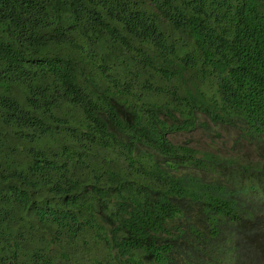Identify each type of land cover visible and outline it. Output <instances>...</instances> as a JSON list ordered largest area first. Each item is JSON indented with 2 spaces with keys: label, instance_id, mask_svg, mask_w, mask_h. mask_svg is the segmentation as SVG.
Wrapping results in <instances>:
<instances>
[{
  "label": "trees",
  "instance_id": "obj_1",
  "mask_svg": "<svg viewBox=\"0 0 264 264\" xmlns=\"http://www.w3.org/2000/svg\"><path fill=\"white\" fill-rule=\"evenodd\" d=\"M263 148L264 0H0V264H264Z\"/></svg>",
  "mask_w": 264,
  "mask_h": 264
},
{
  "label": "rangeland",
  "instance_id": "obj_2",
  "mask_svg": "<svg viewBox=\"0 0 264 264\" xmlns=\"http://www.w3.org/2000/svg\"><path fill=\"white\" fill-rule=\"evenodd\" d=\"M213 132L198 127L191 132H174L168 136L174 143H186L198 150H210L219 153L239 151L249 154L251 148L243 140L237 139L236 130L225 125H213ZM264 156V148L261 150ZM256 155V152H253Z\"/></svg>",
  "mask_w": 264,
  "mask_h": 264
}]
</instances>
